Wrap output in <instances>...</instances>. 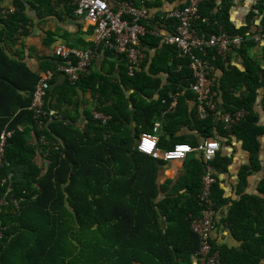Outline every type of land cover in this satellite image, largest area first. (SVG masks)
Here are the masks:
<instances>
[{"label": "trees", "instance_id": "1", "mask_svg": "<svg viewBox=\"0 0 264 264\" xmlns=\"http://www.w3.org/2000/svg\"><path fill=\"white\" fill-rule=\"evenodd\" d=\"M37 2L43 8V11L39 10L40 15L51 14L60 5L73 14L69 0ZM130 2L138 9L148 8L146 0ZM214 2L216 0L201 8V14L211 21L210 27L203 31L208 35L228 33L231 37L242 38L243 44L235 53L244 57L246 70L232 62L226 67L215 49L194 52L210 72L214 66L224 72L221 85L211 72L216 82L215 90L222 98L217 101V111L207 119L199 117L197 107L189 109V102L197 99L190 89L195 81L190 56L176 46L161 44V40L152 34L155 21L161 17L158 14L140 22L148 31L141 44L144 48L157 50L150 73H168L167 86L160 89L161 81L153 80L145 72L149 57L140 71L130 77L125 56L100 46V52L104 50L106 57L119 62L120 85L111 83V79L104 75L95 78L88 72L81 75L75 84L66 80L62 85L50 87L44 102V126L40 129L29 107L35 86L42 76L8 54L9 45L17 44L28 36L26 26L31 19L25 12L23 0H15L19 7L17 13L0 16V135L5 129L14 132L8 140L6 158L0 169V178L6 180L0 186V229L3 231L0 264H194L201 249L200 238L192 223L203 215L199 202L205 173L203 158L193 154L184 160L188 172L182 181L186 184L179 183L173 191L178 194L181 189H188L187 192L160 202L156 201L157 195L147 198L127 195L142 189L141 185L129 188L134 184L133 180L114 181L107 163L111 165L113 161L126 158L128 153L145 155L134 146L135 140L142 132L152 130L155 117L170 107L172 95H176V110L165 118L167 128L172 127L171 131H176L187 127L191 131L202 132L208 139H214L217 130L223 135H238L253 153L255 169L261 168L259 157L264 127L259 125L257 103L260 95L264 94V46L262 61L251 51L264 43L256 41L258 37H264V29L256 33L235 31L229 21L231 2L223 0V10L216 14ZM259 9L264 13V0ZM51 45L52 40L45 42L46 47ZM58 63L56 59L55 63L48 61L46 65L55 73ZM115 85H118L120 97L110 98L113 100L111 107L104 106L107 89ZM87 87L94 88L97 97L93 113L87 112L85 130L80 131L70 123L68 112L62 110L63 105L61 110L56 109V105L59 96L71 92L78 94ZM121 87L124 91L134 89L137 94L159 91L158 109L142 110L135 95L126 99L119 90ZM221 100L222 109L219 108ZM130 101L137 108L134 117L138 123L137 133L133 135L130 129L125 128L120 140L124 147L118 149L122 155L115 156L112 143L119 138L117 130L121 123L131 119ZM53 110L57 112L52 114ZM240 110H246L248 116L228 131L223 120L217 121L219 112L226 115ZM94 112L111 118L107 124H102L94 119ZM19 127L23 130L20 131ZM42 138L45 143L41 142ZM176 140L177 143L187 141L185 138ZM163 141L160 138L159 147L163 150L177 144L164 149ZM39 154L46 159V166L37 165ZM230 163L219 154L214 165L218 171L227 169ZM156 170V166L150 170L154 177ZM243 175L245 179L246 173ZM260 191L264 194V178ZM214 200L218 209L228 202L218 182L214 188ZM227 223L244 244L240 249L219 248L213 244L214 250L220 252L221 264H261L264 261V200L253 197L237 202Z\"/></svg>", "mask_w": 264, "mask_h": 264}, {"label": "crops", "instance_id": "2", "mask_svg": "<svg viewBox=\"0 0 264 264\" xmlns=\"http://www.w3.org/2000/svg\"><path fill=\"white\" fill-rule=\"evenodd\" d=\"M8 1V4H14L15 0ZM25 5V12L31 19L28 23L27 30L28 36L24 37L19 43L8 46V54L13 59H18L27 64V66L34 72L41 76L47 75L53 77V84L51 88L62 85L66 78L59 72L58 68L53 73L46 65L48 61L55 63L54 48L56 44H64L72 49L79 51H85L95 47L93 44V27L86 23L83 19L76 18L74 14L66 12L64 6L60 5L55 7V10L51 14L40 15L39 10L43 11L40 3L37 0H23ZM150 11V18L155 15H163L172 12L181 7H186L188 0H146ZM231 2V9L229 11L230 25L235 31L250 30L252 33L261 32L264 29V13H261L260 6L263 0H228ZM223 0H216L214 2V13H219L223 10ZM206 8V6H205ZM206 8L205 10H207ZM149 18V19H150ZM52 40V45L45 46L46 41ZM264 43L255 47L251 54L257 59H262V50ZM146 52V59L149 57V61L145 64V72L153 78V80H160L161 87L168 85L169 74L161 71L156 73H150L152 59L155 56L157 50L144 48ZM147 50V51H146ZM99 52V47H98ZM148 52V53H147ZM149 54V55H148ZM232 64L238 66L242 70H246L245 59L238 53L232 55ZM111 64H114L111 65ZM121 67L118 61L112 58H108L104 54V50L99 52L96 59L91 66L89 73L93 74L95 78L104 77L111 79V83L119 84ZM216 81L218 80L221 85V78L224 75L223 70L218 67H211ZM129 75V74H128ZM131 77V76H130ZM214 78V79H215ZM118 85L108 88L104 97L106 102L104 106L111 107L113 105L112 99H118L120 97V91H118ZM122 94L129 100L130 97L135 95L137 104H140L141 109L144 111H150L152 109H158L160 104V92L149 90V94L136 92L134 89H125L121 87ZM141 94V95H140ZM96 90L94 88H86L84 91H79L78 94L71 92L66 95L58 97V104L56 109L68 112V118L73 127H76L80 131H84L87 125V112L93 113L94 100ZM222 97L220 96L219 99ZM264 94L260 95L257 103V112L259 113V125L264 127V106H263ZM131 102V101H130ZM164 103V102H162ZM172 104V103H171ZM189 109H196V102H189ZM171 106V105H170ZM223 107L222 100L219 104V108ZM131 119L130 121L122 122L121 128H119V138L112 143L115 151V156L122 155L118 152L119 148L124 147V143L120 140L121 136L125 132V128L132 131L133 135L137 133L138 123L134 119L137 108L130 103ZM170 108V107H169ZM163 111L159 116H156L154 122L161 123V131L159 138H163L164 149L170 148L173 144L177 143L176 139L185 138L187 144L200 146L202 143L208 140V138L200 131H191L187 127H182L179 130L171 131L172 127L167 128L166 116L167 111ZM224 109V108H223ZM197 111V109H196ZM55 110L52 114H55ZM217 121H222V115L219 112L217 114ZM154 123V124H155ZM154 126V125H153ZM227 131L229 130L226 128ZM152 131V130H151ZM149 131V132H151ZM149 132H142L149 133ZM140 134V136L142 135ZM139 136V138H140ZM138 138V139H139ZM138 139L135 140L134 146L136 147ZM211 139V138H209ZM215 140H218L222 144L220 155L229 159L231 163L229 166L222 170L216 171L217 180L220 187L224 191V198L228 199V202L222 205L218 209L217 222L218 227L214 236L215 246L219 248L226 247L228 249H240L244 242L236 237L231 227L228 225L227 220L231 213L232 207L237 202L244 198L259 197L264 200V194L260 191V186L264 178V135L261 138L262 151L260 153L259 161L261 162V168L256 170L254 167L253 153L245 146V141L238 135L228 134L223 135L218 130L215 132ZM196 147V146H195ZM193 155V154H192ZM190 156V155H189ZM197 158L200 155L196 153ZM107 162L108 159L105 157ZM186 161H172L167 163H158L154 159L142 155L140 153L133 154L128 153V156L121 158L118 161H113L111 165L107 163V169L111 171V176L114 181L126 182L133 180L134 184L129 188H135L137 185H141L139 191L134 190L133 194L140 197H152L157 195L158 202L165 200L173 195L183 194L188 189H181L178 194H174V188L179 183L186 184V181H182L184 175H187ZM37 165L46 166V159L39 154L37 156ZM156 166V176L150 172ZM198 168V165H197ZM226 169V170H225ZM246 173L245 179L243 174ZM101 177L99 176L98 179ZM157 194H156V192ZM126 192V191H124ZM165 226V218L163 219ZM197 257V256H196ZM194 259L196 264L197 258ZM264 264V261L261 263Z\"/></svg>", "mask_w": 264, "mask_h": 264}, {"label": "built area", "instance_id": "3", "mask_svg": "<svg viewBox=\"0 0 264 264\" xmlns=\"http://www.w3.org/2000/svg\"><path fill=\"white\" fill-rule=\"evenodd\" d=\"M12 0H0V16L8 17L19 11V7L8 4ZM57 1V0H54ZM213 0H188L186 7L176 9L161 15L154 23L152 34L161 40V44L176 46L182 53L190 56V67L193 71L195 81L191 84V91L197 96V112L201 119H207L212 112L217 111L219 94L215 90L216 82L208 66L203 62L196 51L205 52L215 49L223 59L226 67L231 65V57L235 50L243 44L242 38L231 37L228 33L208 35L204 28L210 27V18L201 14V8ZM76 18L83 19L93 27V44L95 47L85 51H79L67 47L64 44H56L54 54L58 58V70L71 84L80 81L83 74L89 72L98 52V47L125 56L129 76L133 77L140 70L146 60V52L141 44L148 31L140 22L150 18L148 8L138 9L130 0H69ZM173 23L171 26L170 24ZM200 29V30H197ZM170 30V32L168 31ZM258 43L264 41V37L256 39ZM51 76H43L35 86L33 101L29 110L33 112L34 119L40 129L44 126L42 119L46 117L44 102L47 91L50 89ZM173 102L168 112L176 110L178 98L172 95ZM248 116L246 110H240L235 114H222V120L228 129L239 124ZM110 116L101 112H94V119L102 124H107ZM19 130L23 129L19 127ZM161 123L156 122L149 133H144L138 139L136 148L139 152L164 162L184 161L189 155L199 154L204 161L205 173L203 185L199 195L200 206L203 215L192 223L194 232L199 236L201 249L197 255L199 264H221L219 251L214 250L213 242L217 231L218 208L214 200V188L217 184V173L214 162L219 155L222 144L215 139H208L200 146H192L187 143H177L169 150L159 147V133ZM13 131L3 130L0 135V169L4 165L8 140L12 138ZM148 141L153 145L151 151H145L141 145ZM45 143V139H41ZM188 146L190 151L182 155L170 156L176 153L178 146ZM6 182L0 178V186ZM3 231L0 229V238Z\"/></svg>", "mask_w": 264, "mask_h": 264}, {"label": "clouds", "instance_id": "4", "mask_svg": "<svg viewBox=\"0 0 264 264\" xmlns=\"http://www.w3.org/2000/svg\"><path fill=\"white\" fill-rule=\"evenodd\" d=\"M68 47V46H67ZM55 55V54H54ZM55 58L56 59H58L56 56H55ZM232 58V57H231ZM59 61V60H58ZM232 62V61H231ZM144 65V64H143ZM142 67V66H141ZM90 69H91V67H90ZM90 69H89V71H90ZM141 69V68H140ZM140 71V70H139ZM61 73V72H60ZM44 76H47V75H44ZM43 77V76H42ZM51 81H52V79H51ZM51 81H50V87H51V85H52V83H51ZM141 137V136H140ZM146 144H150L151 145V147L150 148H146ZM141 147H142V149L143 150H145V151H151V148L153 147V145L151 144V143H149L148 141H144L143 142V144L141 145ZM188 151H190V149H189V147L188 146H178V149H177V152L176 153H170L169 155L170 156H176V155H182L183 153H185V152H188ZM201 157V156H200ZM166 163V162H165Z\"/></svg>", "mask_w": 264, "mask_h": 264}, {"label": "snow or ice", "instance_id": "5", "mask_svg": "<svg viewBox=\"0 0 264 264\" xmlns=\"http://www.w3.org/2000/svg\"><path fill=\"white\" fill-rule=\"evenodd\" d=\"M151 147V145L150 144H146V148H150Z\"/></svg>", "mask_w": 264, "mask_h": 264}, {"label": "water", "instance_id": "6", "mask_svg": "<svg viewBox=\"0 0 264 264\" xmlns=\"http://www.w3.org/2000/svg\"><path fill=\"white\" fill-rule=\"evenodd\" d=\"M222 114H223V113H221V115H222ZM196 264H199L197 260H196Z\"/></svg>", "mask_w": 264, "mask_h": 264}]
</instances>
